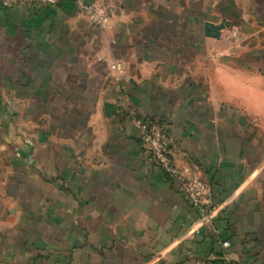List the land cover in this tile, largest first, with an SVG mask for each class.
<instances>
[{"label": "crops", "instance_id": "1", "mask_svg": "<svg viewBox=\"0 0 264 264\" xmlns=\"http://www.w3.org/2000/svg\"><path fill=\"white\" fill-rule=\"evenodd\" d=\"M84 1L103 31L73 0L0 8V264H264V0ZM121 97L199 166L211 223Z\"/></svg>", "mask_w": 264, "mask_h": 264}, {"label": "built area", "instance_id": "2", "mask_svg": "<svg viewBox=\"0 0 264 264\" xmlns=\"http://www.w3.org/2000/svg\"><path fill=\"white\" fill-rule=\"evenodd\" d=\"M61 1L63 0H0V8L56 4ZM73 1L78 11L85 14L98 30L103 31L107 27L110 17V11L107 8L84 0ZM121 109L128 110V115L132 118L138 131L141 146L153 164L162 171L164 177L170 183L177 187L178 192L197 211L203 224L211 223L213 211L206 204L209 185L201 175L199 166L195 162L180 165L175 163L171 155L175 140L168 132L166 123L160 118L139 115L128 106L125 98H122L120 108H118L119 111ZM222 245L227 247L229 242L227 240L223 241ZM225 259L228 264H235L226 256Z\"/></svg>", "mask_w": 264, "mask_h": 264}]
</instances>
